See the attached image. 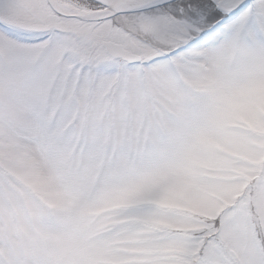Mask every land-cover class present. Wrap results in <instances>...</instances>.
<instances>
[{"label":"snow or ice","instance_id":"snow-or-ice-1","mask_svg":"<svg viewBox=\"0 0 264 264\" xmlns=\"http://www.w3.org/2000/svg\"><path fill=\"white\" fill-rule=\"evenodd\" d=\"M0 264H264V0H0Z\"/></svg>","mask_w":264,"mask_h":264}]
</instances>
